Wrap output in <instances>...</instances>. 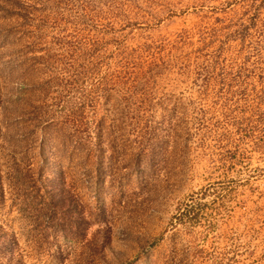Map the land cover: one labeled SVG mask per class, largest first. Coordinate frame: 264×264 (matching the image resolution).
Here are the masks:
<instances>
[{"label":"rangeland","instance_id":"1","mask_svg":"<svg viewBox=\"0 0 264 264\" xmlns=\"http://www.w3.org/2000/svg\"><path fill=\"white\" fill-rule=\"evenodd\" d=\"M0 264H264V0H0Z\"/></svg>","mask_w":264,"mask_h":264}]
</instances>
